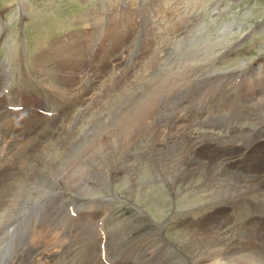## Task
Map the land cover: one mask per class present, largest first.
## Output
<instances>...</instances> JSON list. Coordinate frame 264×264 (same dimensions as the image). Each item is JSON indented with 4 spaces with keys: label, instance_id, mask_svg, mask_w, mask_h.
Wrapping results in <instances>:
<instances>
[{
    "label": "rangeland",
    "instance_id": "374dc122",
    "mask_svg": "<svg viewBox=\"0 0 264 264\" xmlns=\"http://www.w3.org/2000/svg\"><path fill=\"white\" fill-rule=\"evenodd\" d=\"M175 1L0 0V23L3 24V29H0L1 65L5 66L7 77H9L8 83L10 82L11 87L20 90L27 89L21 98L23 103L28 106L24 113H18L27 116L23 119L14 116V120H10L15 114L10 111H4L0 116V137H2L0 138V153L3 157H8L7 162L0 163V167L6 165L10 170L7 177L0 181V193L3 195L7 193V190L15 182V176L22 172L32 160L31 163L38 161V165L44 170V176L41 178L43 181L42 193L39 197H45L33 205L39 197L35 198L31 191L28 192L29 184L25 186V196L23 195L25 205H22L21 209L26 208L27 212L24 211V219L20 223L22 224L20 233L16 235L17 238L11 248L0 251V264H21V262L31 264L25 260V250L29 252L34 246L44 253L35 258L49 262L48 264H63L61 262L66 260L69 262L75 258V264H87V258L82 254L86 249L92 250L100 245L98 238H100L99 233L101 232L97 221L99 216L105 215L108 209L104 230L106 250L109 251L113 259L117 260L116 263L123 261L124 264H140V255L136 252L139 250L137 247L139 243L143 246L141 250L144 248L146 250L149 244L150 246L153 244L154 250H158V253L152 256V260L147 261V264H167L165 260L170 257H175L172 264H210L206 260L216 254L214 250H193L194 243L179 237L178 229L181 226L177 228L174 223L183 214L187 221L183 225L186 227L183 230V233L187 234L186 238L191 240L190 238L193 236L195 238L202 236L201 240L203 241L212 238L215 243L222 241L220 243L222 248H220L228 252L225 255L227 258H236L243 250H253L252 244L258 238V242H264V225L262 227L261 225L255 226L260 223V217H253L262 213L251 211L249 215L245 216H250L247 219H249L248 227L250 226L251 233L255 231L258 236L252 241L237 232L240 231L237 228H241V225L245 226L244 216L234 218L232 209L235 207H230L223 201L217 202L221 199L218 195H215L216 202L212 203L213 209L206 213L207 217L203 218L204 220H198L190 217L191 212L196 208L194 200L172 202L171 198L173 199L174 196H170V199L167 200L161 190L154 192L150 190L145 194L146 197H136L130 203V190L127 191V184H121L120 177L123 171L136 169L135 165H148L157 150L160 154H165L162 150L165 147L168 148L165 141L169 140L170 123L176 120L172 115L171 107L177 109L179 101L186 105L188 100L204 106L211 99L216 98L215 95H209L206 91L197 92L204 84H208V81L216 79L218 83H231L228 77H225L226 81L221 79L222 73L233 72L232 70L235 68H243L241 70L246 88L242 86L240 89L243 92L249 91V81L253 77L254 81L252 82L256 85L255 89H261L260 92L264 91V0H232L228 4L223 2L226 0H177L176 2L179 4H176ZM221 1L222 3L219 4ZM215 2L217 3L215 4ZM123 12L128 14L125 21L121 15ZM202 16L200 22L197 18ZM138 17H141L139 18L141 22ZM182 23H186L187 27L181 31L179 28ZM148 28L151 30V34L147 31ZM241 28L244 29V33L253 30L251 34L242 38L241 35L244 33L239 32ZM226 58H230L228 63H226ZM195 60L200 61L198 63ZM242 72L240 74L243 77ZM28 73L31 74L30 77ZM195 75L197 77L187 78ZM213 75H217L219 78H210ZM162 79L168 84L173 83V91L169 92L171 97L167 101L160 100L166 96V93H162L163 95L158 100H153L154 108L151 106V100L144 106L145 115L140 114L141 120L144 122L137 126H144L145 130L141 132V136L136 137V135L134 136V133L138 134L136 130L128 132V127H122L121 116L136 108L135 103H138L139 95L144 92L150 94L152 87L154 91H157L156 85H160ZM198 81L199 85H197ZM170 86L172 87V84ZM193 87L197 90L192 89ZM223 89L225 97H222L221 100L226 103H235L236 100L234 101L230 97L233 88L227 90L223 87ZM183 92L185 94H182ZM169 94L167 93V95ZM258 95L259 93L256 97ZM261 95L260 97L263 96ZM249 96L252 95L249 94ZM1 98L3 100V96ZM247 101L242 105L250 102V100ZM257 102L261 101L257 99ZM19 105L21 104L19 103ZM218 105L222 106L223 104L219 103ZM261 105L264 106V102ZM56 106L59 107V114ZM49 107H53L55 112L51 116H45L42 109ZM33 109L37 111L35 113L37 118L31 115ZM149 109L151 112H155V116L150 117V124L147 126L145 125L148 121L146 113ZM68 110L71 114L70 119L60 124L61 119H64L63 114ZM202 111L200 105L196 110L182 107L178 110L181 119L178 121L185 123L190 132L204 136H207L208 131L218 127V123H220L224 126H219L215 130L218 139L223 136L230 139V135L235 137L231 139L233 142L228 144L216 139L203 143V146L201 145L194 151L197 156L195 166L200 167L206 164L212 166L219 159L238 157L241 154L240 157L245 156V162L239 163L241 166L237 165L240 173L242 175L255 173L264 180V147L250 148L245 144L244 136L241 135L244 133L245 136L258 135L259 138L256 142L264 141V139H260L264 133H258L264 131V122L261 118L262 110L248 107L245 110L247 116L241 118L242 115H240V120L238 117L237 121L232 119L231 123L222 121L225 117L219 119L215 115L202 116L200 114ZM43 116L51 118V120L39 119ZM253 117L258 119L259 129L256 133L251 134L248 128L250 126L255 128L254 124L249 122ZM232 122L235 123L234 127ZM243 122H246V125L243 126ZM45 124L50 128L41 130L38 135L33 133L37 127ZM180 131H178V137L183 134V130ZM220 131H222L221 134ZM38 140H41V144ZM239 142L240 145H237ZM92 145L93 147H91ZM151 145L154 147V152ZM160 147L163 149L160 150ZM244 147L245 149L249 148L246 153L242 152ZM143 149H148V152ZM116 154L121 158H117ZM28 156H31L29 160ZM104 156L111 157L113 161L104 158ZM139 156H142L141 161L137 159ZM100 166L106 169L113 167V170L116 173L119 172L120 175L115 178L117 174L113 171L102 173ZM73 167H75L74 170L77 171L78 176L87 181L91 188L75 187L71 180L68 179L69 182L66 180L65 177ZM41 180L38 185H35L38 191ZM95 181L99 183L112 182L113 189L106 187L110 190L103 189L101 192L98 189L100 191L98 192L97 189L95 190ZM209 181L210 179L205 182ZM18 182H21L20 177H18ZM66 184L70 185L72 189ZM191 185L196 187L201 185V182L198 179L194 182L192 180ZM120 196L127 199L126 202L132 207L122 202L123 199ZM2 200L3 205L4 198ZM17 202L13 200L12 206L8 207L9 212L0 218L1 233L8 224L15 220L14 214L17 212L14 210L17 209L15 206ZM190 203L193 205L191 206ZM217 203L222 204L218 205ZM216 204L217 206H215ZM138 208L147 214V220L143 214V217L138 221L136 217L140 213L137 211ZM19 215L17 214L18 218ZM134 217L137 220L135 226L133 225ZM70 218L78 219L79 223L85 222L99 234L98 237L97 233L94 235L97 239L95 237L94 240L92 239L91 242H95L91 247L88 246L84 249L80 240L82 237L79 235L71 239L60 233L63 227H66L65 224L61 225L69 223ZM121 224H129L131 230H128L130 226L127 225V230L121 233ZM224 232L227 233V238L221 235ZM116 234L117 239L112 240ZM252 234L254 235V232ZM40 240L55 241L57 244ZM96 240L99 245L96 244ZM144 241H148L147 244H149L144 246ZM61 244L64 246L61 247ZM72 246L74 247L72 248ZM54 247L57 250H54ZM59 249L60 253H58ZM64 250H71V252L65 260H59L58 257ZM131 250H135L134 254L129 259H124L123 253ZM203 253H205L206 259H202L204 258ZM44 256L45 258H42ZM179 257L183 258L180 262ZM259 260L261 264H264L263 258ZM220 261L224 262V260Z\"/></svg>",
    "mask_w": 264,
    "mask_h": 264
},
{
    "label": "bare ground",
    "instance_id": "6f19581e",
    "mask_svg": "<svg viewBox=\"0 0 264 264\" xmlns=\"http://www.w3.org/2000/svg\"><path fill=\"white\" fill-rule=\"evenodd\" d=\"M177 1V0H176ZM175 1L176 4H179ZM179 1V0H178ZM175 8V6L173 7V9ZM172 9V7H171ZM175 10V9H174ZM165 16V15H164ZM203 16L201 18H197L199 19V21L201 22ZM196 19V20H197ZM179 20V19H178ZM182 22V21H181ZM197 22V21H196ZM187 27V24L182 23L181 27L179 28L181 31ZM170 28V27H169ZM168 32V30H167ZM166 32V33H167ZM182 35V34H181ZM6 41V40H5ZM177 47V46H176ZM196 56V55H195ZM55 57V56H54ZM198 57V56H197ZM65 58V57H64ZM32 59V58H31ZM171 60V59H170ZM230 60V58H226V63H228ZM182 61V60H181ZM200 60H195V62L199 63ZM212 61V60H209ZM217 61V60H216ZM223 61V60H222ZM202 62V61H201ZM205 62V61H204ZM207 62V61H206ZM150 63V61H149ZM222 64V63H221ZM195 66V65H194ZM211 66V65H210ZM198 68V67H197ZM20 69V68H19ZM125 69V68H124ZM143 69V68H142ZM157 69V68H156ZM189 69V68H188ZM141 70V69H140ZM125 71V70H124ZM155 71V70H153ZM208 71V70H207ZM141 72V71H140ZM139 72V73H140ZM144 72V71H143ZM196 72V71H195ZM29 74V73H28ZM51 74V73H50ZM145 74V73H143ZM35 75V74H34ZM170 76V75H169ZM199 76V75H198ZM146 77V76H145ZM162 77V76H161ZM166 77V76H165ZM164 77V78H165ZM194 78L197 77V75L195 76H189L187 78ZM148 78V77H147ZM159 79V78H158ZM166 79V78H165ZM179 79V78H178ZM261 79V78H260ZM168 80V79H167ZM220 80V79H219ZM48 81V80H47ZM170 81V80H169ZM222 81V80H221ZM226 81V80H225ZM254 78H251L250 84H249V91L243 92L239 91V97L236 100V102L242 101L244 102H248L247 100H250L249 103L244 104L243 106H241V104H236V103H226V101H222L221 98L225 97L224 94V89L223 87H225L227 90L228 88H230V83H218V80L215 79V81H208V84H204L202 87H200V89L197 90V92H202V91H206L207 94L209 95H215L216 98L215 99H211L207 104H204V106H202L201 104H199L198 102H194L191 100H188L186 102V105H184L181 101L178 102V108L174 109L172 108V115H174V117L176 118L175 121H172L170 123V129L171 132L168 135L169 140L166 139V143L168 145V148L166 149V147L163 149V147H160V150L164 151L165 154L163 155L162 153L160 154V152L157 150L155 151V153L152 155V160L149 161L148 165H135L134 167H136V169H129L126 171H123L121 173V184H127V191L130 190V197L131 199L129 200L130 203H132V201H134L136 199V197L142 198L145 196V194L147 192H149L150 190L152 192H154L155 190H161L164 194L167 200L170 199V196H174L173 199L171 198L172 202H177V200H181L180 202L183 201H188L189 200H194V204L196 205V208L193 209V211L191 212L190 217L194 218V219H198L201 220L205 217H207V214L211 209H213V204L215 201V195H218L221 199L217 200V202L219 201H225L227 200V205H234L237 206L238 208V214L240 216H246L249 215L251 211H255L257 213H264V180L259 177L258 174L255 173H248L245 175H242L240 173V170L237 168V165L240 163L245 162V156L243 157H229L228 159H219L215 164L211 165H202L200 167H196L195 166V158L197 157L194 154V151L198 148L201 147V145L207 141H211L212 139H216V140H220L222 143L224 144H228L229 142H233L234 139V135H230L229 138H226L223 136L220 139L217 138L215 130L218 127L212 128L211 131H208L207 136L204 135H199V133H193L190 132L187 128V126L185 125V123H180L178 121L179 118V114H178V110H180L182 107H188V108H192V109H197L200 105V109H202L203 111L200 112V114L202 116H207V115H215V117L221 119L223 117H228L230 115H232L233 117H237V116H241V118H244L245 116H247L248 114L245 112V110L248 107H254L255 109H260L262 110L261 112V118L264 122V106H262L261 104L264 102V91L260 92V90L258 88L255 89L256 85L254 82ZM154 82V81H153ZM157 82V81H156ZM191 82V81H190ZM199 82V81H198ZM257 83V82H256ZM264 83V80H263ZM170 84H172V87L170 86ZM147 85V84H146ZM195 85V84H194ZM261 86V84H259ZM258 86V85H257ZM263 86V85H262ZM138 87V86H137ZM157 87V91L153 90V87L151 88V93L148 94L147 92H143L142 95H139L138 98V103L136 104V108L130 111L125 112L122 116H121V125L123 128L128 127V132L129 131H137L138 134L134 133V136H141V132L145 129H143V127H139V125L137 126V124H140L142 122H144L143 120H141L142 116H144V106L151 100V106L154 108L155 103L153 102L154 99L158 100V98H160L163 94L162 93H166V96L164 99H160V100H164L167 101L171 96L169 94V92L171 93L173 91V83H169L166 82L164 79H162L160 85H156ZM192 87V86H191ZM259 87V86H258ZM233 88V87H232ZM176 89V88H175ZM233 90V89H232ZM258 90V91H257ZM167 93L169 95H167ZM259 93V95L256 97V95ZM261 93H263L261 95ZM196 94V93H195ZM247 94V95H246ZM249 94H251L252 96L250 97ZM218 95H221L220 97H217ZM260 95L262 97H260ZM249 96V97H247ZM128 97V96H127ZM196 98V97H195ZM134 99V98H131ZM257 99H259L261 102H257ZM137 101V100H136ZM130 102V101H129ZM184 102V100H183ZM219 103H222L223 105L220 106L218 105ZM187 104H189V106H187ZM229 104V105H227ZM129 105V104H128ZM127 107V106H126ZM124 108V107H123ZM122 108V109H123ZM127 109V108H126ZM132 109V108H131ZM125 110V109H124ZM156 111V110H154ZM157 112V111H156ZM143 113V115L141 116L140 114ZM146 116L148 117V121L146 122L145 125H149L150 124V120H151V116H155V112H151V109H149L146 113ZM158 116V115H157ZM181 117V115H180ZM7 118V117H6ZM160 118V116H159ZM162 118V117H161ZM172 118V117H171ZM184 118V117H182ZM157 119V118H156ZM174 119V118H173ZM237 120V118H234ZM11 120V118H10ZM172 120V119H171ZM181 120V119H180ZM218 120V119H217ZM240 120V117H239ZM155 121V120H154ZM220 121V120H218ZM234 121V120H233ZM163 122V121H162ZM168 122V121H167ZM159 123V122H158ZM166 123V121H165ZM231 123V122H230ZM120 124V123H119ZM233 124V122H232ZM167 125V124H166ZM169 125V124H168ZM37 126V125H36ZM117 126V125H116ZM210 126V125H209ZM231 126V125H230ZM55 128V127H54ZM119 129V128H117ZM167 129V128H166ZM179 130H183V134L182 136L178 137V131ZM227 130V129H225ZM113 131V130H112ZM148 131V130H147ZM180 131V132H181ZM167 132V131H166ZM200 132V131H197ZM102 133V132H101ZM110 133V132H109ZM165 133V132H164ZM204 133V132H203ZM220 134L222 133V131L219 132ZM228 133V131H227ZM237 133V132H235ZM241 132L239 131V134ZM258 133H264V131L262 132H258ZM2 134V133H1ZM113 134V133H112ZM226 134V133H224ZM238 134V135H239ZM245 134V133H244ZM244 134H241L244 136L245 138V144L246 145H250L254 142H256L258 140V135H255L254 137L252 136H245ZM153 135V134H152ZM181 135V134H180ZM114 136V135H113ZM125 136V135H124ZM147 136V135H146ZM226 136V135H225ZM240 136V135H239ZM66 137V136H65ZM135 137V138H136ZM145 137V136H144ZM238 137V136H236ZM2 138V137H0ZM126 139V137H125ZM150 139V138H149ZM239 139V138H238ZM136 140V139H135ZM154 140V139H152ZM242 140V139H240ZM94 141V140H93ZM104 141V140H103ZM142 141V139H141ZM124 142V141H123ZM15 143V142H14ZM129 143V142H128ZM200 145H197V144ZM242 143V142H241ZM99 144V142H98ZM238 144V143H237ZM240 144V142H239ZM17 145V144H16ZM46 145V144H45ZM130 145V144H128ZM135 145V144H134ZM146 145V144H145ZM207 145V144H206ZM15 146V145H14ZM98 146V145H97ZM102 146V144H101ZM100 146V147H101ZM150 146V145H149ZM203 146V145H202ZM16 147V146H15ZM65 147V146H64ZM93 147V145L91 146ZM126 147V146H125ZM129 147V146H127ZM17 148V147H16ZM81 148V147H80ZM115 148V147H114ZM135 148V147H134ZM105 149V148H104ZM119 149V148H118ZM123 149V148H122ZM121 149V150H122ZM128 149V148H127ZM151 149L154 152V147L151 145ZM116 150V149H115ZM125 150V149H124ZM123 150V151H124ZM146 150V149H143ZM148 150V149H147ZM146 150V151H147ZM33 151H35V149H33ZM38 151V150H37ZM51 151L53 152V150L51 149ZM102 151V150H100ZM111 151V150H110ZM117 151V150H116ZM138 151V150H137ZM56 152V150H55ZM78 152V151H77ZM118 152H120L118 150ZM122 152V151H121ZM125 152V151H124ZM148 152V151H147ZM243 152V151H242ZM10 153V151H9ZM81 153V152H80ZM69 154V153H68ZM72 154V152H71ZM106 154V153H105ZM104 154V155H105ZM114 154V153H113ZM126 154V153H125ZM124 154V155H125ZM129 154V153H128ZM131 154V153H130ZM129 154V155H130ZM8 155V153H7ZM83 155V154H82ZM90 155V154H89ZM117 155V154H116ZM128 155V156H129ZM132 155V154H131ZM134 155V154H133ZM138 155V154H137ZM142 155V154H141ZM146 155V154H144ZM67 156V155H66ZM77 156V155H76ZM81 156V155H80ZM106 156V155H105ZM104 156V158H106ZM118 156V155H117ZM127 156V155H126ZM150 156V155H149ZM148 156V157H149ZM23 158V156H21ZM31 156H28V158ZM75 157V156H74ZM89 157V156H88ZM100 157V156H99ZM114 157V155H113ZM132 157V156H131ZM142 157V156H141ZM140 156L137 157L138 161H141ZM147 157V158H148ZM8 157H3L0 153V163H3L4 161L7 160ZM35 158V157H34ZM38 158V156H37ZM70 158V157H69ZM115 158V157H114ZM119 158V156L117 157ZM121 158V157H120ZM119 158V159H120ZM146 158V157H145ZM151 158V157H150ZM109 160L113 159L110 158H106ZM134 159V158H133ZM136 159V160H137ZM149 159V158H148ZM198 159V158H197ZM88 160V159H87ZM116 160V159H115ZM125 160V159H124ZM20 161V160H19ZM119 161V160H117ZM201 161V160H200ZM203 161V160H202ZM7 162V161H6ZM18 162V159H17ZM38 162V161H37ZM37 162H34V167L38 168L39 171L32 175L31 173L28 172L27 170V165L22 172H20L18 175L15 176L14 181H18V177H20V180L22 181V179H28L29 182L27 184H29V188H28V192L31 191V194L35 197L38 198L41 193L39 195H36L38 193V190H33L30 181L33 183V185H38V182L40 180L39 177H43L44 176V170L43 168L38 165ZM41 162V161H40ZM68 162V161H66ZM105 162V161H104ZM109 163V162H108ZM124 163V162H123ZM129 163V161H128ZM136 163V162H135ZM139 163V162H137ZM146 163V162H145ZM33 164V163H32ZM105 164L107 165V163L105 162ZM127 164V163H126ZM147 164V163H146ZM205 164V163H204ZM239 164V165H240ZM109 165V164H108ZM121 165L122 162H121ZM198 165V164H197ZM200 165V164H199ZM43 166V165H42ZM125 166V164H124ZM187 166H191L194 167L193 169H190ZM241 166V165H240ZM56 167V166H55ZM117 168V167H116ZM129 168V167H128ZM75 167H73L70 172L67 174V176L65 177L66 180L69 182V180H71L74 183L75 187H83L84 189H86L85 187H89V184L87 181H84V179L82 180L79 176L76 170H74ZM124 169V168H123ZM122 169V170H123ZM100 170L103 172H107V173H111V171H113L114 173H116L115 170L112 169H106L104 167L100 166ZM48 172V171H47ZM58 172V171H56ZM67 173V172H66ZM49 174V172H48ZM116 177L117 178L120 174L119 172L116 173ZM57 176V175H56ZM51 177V176H50ZM63 177V176H62ZM61 177V178H62ZM60 178V180H61ZM55 179V178H54ZM53 179V181H54ZM69 179V180H68ZM199 182H201V185H198L196 187H193L191 185V181L193 180V182L195 180H197ZM209 182H205L207 180H209ZM262 179V180H261ZM62 181V180H61ZM66 181V182H67ZM204 181V183H203ZM55 182V181H54ZM58 183V182H57ZM115 183V182H114ZM164 186H161V184ZM63 184V183H62ZM70 184V183H69ZM120 184V183H119ZM200 184V183H199ZM64 185V184H63ZM69 188H71L70 185L66 184ZM118 185V184H117ZM65 186V185H64ZM66 186V187H67ZM94 186H95V190L100 189L101 192L103 189H106V187H109L111 189H113V185L112 182H105V183H99V182H94ZM168 186V187H166ZM67 187V188H68ZM117 188V186H116ZM27 189V188H26ZM72 189V188H71ZM118 189V188H117ZM123 189V188H122ZM164 189V191H163ZM25 190V188H24ZM67 190V189H65ZM94 190V189H93ZM92 190V191H93ZM110 190V189H109ZM108 190V191H109ZM27 191V190H26ZM25 191V192H26ZM91 191V192H92ZM100 192V191H98ZM117 192V191H116ZM150 192V193H152ZM94 193V192H92ZM7 193H5L6 195ZM95 194V193H94ZM116 194V193H115ZM153 194V193H152ZM2 193H0V200H2L4 198V196ZM80 195V194H79ZM147 196V195H146ZM145 196V197H146ZM163 196V194H162ZM121 198V196H120ZM119 198V199H120ZM123 199V201H126L127 199L125 198H121ZM104 201V199H103ZM111 201V200H110ZM140 201V200H139ZM27 202V201H26ZM102 202V201H101ZM106 202V201H105ZM108 202V201H107ZM187 202V203H188ZM216 202V201H215ZM213 203V204H212ZM234 203V204H233ZM218 204V203H217ZM217 204L215 206H217ZM222 203H219L218 205H221ZM183 205L185 206V202L183 203ZM191 205V203H190ZM193 205V204H192ZM191 205V206H192ZM1 206V205H0ZM182 206V207H184ZM189 207V206H188ZM186 207V208H188ZM91 208V207H90ZM142 209V208H141ZM232 209V208H231ZM137 211H139L140 213L136 215L138 221L140 220L139 218L143 217V214L146 216L147 220V214L144 211H140L139 208L137 209ZM186 211V210H185ZM191 211V210H190ZM80 213V212H79ZM254 213V212H253ZM187 214V213H186ZM254 215V214H253ZM184 216V214H183ZM180 217V219H178L174 224L177 226V228L179 226V232H180V236L181 238H183V240L186 239V241H190L193 244V250H214V252H216V254L214 256H210L209 258H207V262H210V264H221L222 262L220 260H224V262L222 264H261V261L259 259H264V242H258V236L256 234L255 231L254 235L251 233V229L248 227V223L249 220L247 222V225H241V228H237V231L239 234H241V236H245L248 239H251L252 241L257 239V241L255 240L253 242V250H243L242 252L244 253H240L239 256L236 258H227V256H225L227 253L224 250H221V244L222 241H216L213 242V238L209 239L207 241H203L202 236L201 238H195L194 236L192 238H189L191 240H189L187 237V234L183 233V230H185L184 228H186L184 225L185 223V216L184 217ZM209 216V215H208ZM248 217H246L247 219ZM71 219V218H70ZM134 226H135V222L137 220H135L134 217ZM190 220V219H189ZM204 220V219H203ZM187 222V221H186ZM191 222V221H190ZM195 222V221H194ZM193 222V223H194ZM67 223V222H66ZM66 223H63L61 226H66ZM131 223V222H129ZM182 223V224H181ZM68 224V223H67ZM127 225L129 224H121V233L125 232L126 227H128ZM201 225V224H200ZM119 226V225H118ZM117 226V227H118ZM130 226V225H129ZM133 227V226H132ZM64 228V227H63ZM202 228V227H201ZM252 228V227H251ZM98 229V228H97ZM128 230H131V226L129 227ZM174 230V229H173ZM177 230V229H176ZM110 231V230H109ZM218 231V230H217ZM86 232V233H85ZM111 232V231H110ZM109 232V233H110ZM197 232V231H196ZM223 232V231H222ZM258 232V231H257ZM262 232V231H261ZM85 233V234H84ZM97 232H95V229L92 228L91 226H88L87 224L82 223V221L79 223L78 221H74L70 227L68 228V230L65 232L66 237L68 238H73L76 235H79L80 237H82L80 240L82 241L83 247L84 249L87 248L88 246L91 247L90 245V241H92V239L94 240L96 237L94 236ZM112 233V232H111ZM114 233V232H113ZM204 233V232H203ZM100 234V233H99ZM97 233V237L99 235ZM174 234V233H173ZM172 234V235H173ZM177 234V233H176ZM202 234V233H201ZM215 234V233H214ZM261 234V233H258ZM209 235V234H208ZM218 235V234H217ZM224 238H227L228 235L226 232H224L223 234H221ZM262 235V234H261ZM264 235V234H263ZM64 236V235H63ZM120 236V235H119ZM93 237V238H92ZM95 237V238H94ZM100 237V236H99ZM117 234L113 237L112 240L117 239ZM211 237V236H210ZM213 237V236H212ZM262 237V236H260ZM91 238V239H90ZM208 238V237H207ZM263 238V237H262ZM90 239V240H89ZM97 239V238H96ZM100 239V238H98ZM178 239V238H177ZM223 239V238H222ZM235 239V238H234ZM261 239V238H260ZM174 240V239H173ZM218 240V239H217ZM264 240V239H263ZM43 242H52L54 243V245L57 244V242L55 241H47V240H40ZM67 241V240H66ZM70 241V240H69ZM68 241V242H69ZM88 241V242H87ZM98 240H96V244L99 245V243H97ZM155 241V240H154ZM39 242V241H38ZM67 242V243H68ZM95 242V241H94ZM94 242L92 244H94ZM99 242V241H98ZM145 242V241H144ZM148 242V241H147ZM147 242H145L144 246L148 245ZM180 242V241H179ZM245 242V241H244ZM88 243V244H87ZM234 243V242H233ZM248 243V241H247ZM250 243V242H249ZM70 244V242H69ZM68 244V245H69ZM87 244V245H86ZM137 244V243H136ZM152 244V243H151ZM43 245V244H42ZM50 245V244H49ZM63 244H61L62 247ZM72 245V244H71ZM74 245V244H73ZM143 245V244H142ZM197 245V246H196ZM248 245V244H247ZM64 246V245H63ZM66 246V244H65ZM75 246V245H74ZM72 246V248L74 247ZM79 246V245H77ZM95 246V245H94ZM150 246V244H149ZM148 248H146V250H141L143 248V246H141L139 243L137 244V247L139 248V250H136V252L140 255V264H147V261H151V257L155 256L158 253V250H154L155 248H153V244ZM227 246V245H226ZM51 247V246H50ZM60 247V246H59ZM70 247V246H69ZM99 248V246H97ZM136 247V246H135ZM221 247V248H220ZM230 247V246H229ZM245 249V246H243ZM47 248V247H46ZM64 248V247H63ZM68 248V247H67ZM98 248L92 249V250H85V255L87 258V264H102L100 262V258H99V252L97 251ZM225 248V247H224ZM242 248V245H241ZM251 248V247H250ZM54 250H57L56 247L53 248ZM135 249V248H134ZM137 249V248H136ZM60 250V249H59ZM76 250V249H75ZM165 250V249H164ZM228 250V249H227ZM235 250H237L235 248ZM240 250V249H239ZM13 251V250H12ZM44 251V250H43ZM51 251V250H50ZM65 251V252H64ZM63 253H61V255L58 257L59 260H65L68 255L70 254L71 250H64ZM78 251V250H77ZM241 251V250H240ZM26 252V256H25V260L28 261L31 264H48L47 262H45L44 260H37L35 257H39L41 255H43L44 253L40 252V250H38V248L36 246H34L32 248V250H29V252ZM61 250L58 252L60 253ZM73 252V251H72ZM135 250H131L128 251L126 253H123L122 257L124 259H129L131 257L132 254H134ZM202 252V251H201ZM213 252V253H214ZM74 253V252H73ZM77 253V252H76ZM82 253V252H80ZM231 253V252H230ZM52 254V253H51ZM75 254V253H74ZM232 254V253H231ZM55 255V254H54ZM173 255V254H172ZM176 255V254H174ZM202 255H204V258L202 259H206V255L205 253H203ZM234 255V254H233ZM261 255V256H260ZM78 256V255H77ZM201 257V256H200ZM199 257V258H200ZM226 257V258H225ZM42 258H45L42 257ZM49 259V257H46ZM80 258V257H79ZM78 258V259H79ZM133 258V257H132ZM56 259V258H55ZM76 259V258H75ZM75 259L74 260H70L69 262L63 261L61 263L63 264H75ZM77 259V260H78ZM122 259V258H121ZM178 259V258H177ZM183 258L179 257V262L182 260ZM185 259V258H184ZM14 260V258H13ZM76 260V261H77ZM239 260V261H237ZM52 261V260H51ZM58 261V260H57ZM138 261V260H137ZM167 264H172V261H175V257H170L168 260H165ZM195 261V260H194ZM59 262V261H58ZM196 262V261H195ZM263 262V261H262ZM137 263V262H136ZM163 263V262H161ZM177 263V262H175ZM21 264H23V262H21ZM50 264H54V263H50ZM56 264V263H55Z\"/></svg>",
    "mask_w": 264,
    "mask_h": 264
}]
</instances>
